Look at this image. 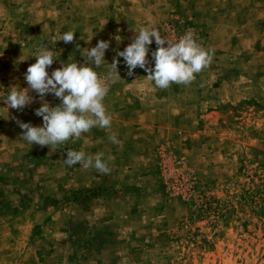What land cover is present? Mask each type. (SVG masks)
I'll return each mask as SVG.
<instances>
[{"label": "rangeland", "instance_id": "obj_1", "mask_svg": "<svg viewBox=\"0 0 264 264\" xmlns=\"http://www.w3.org/2000/svg\"><path fill=\"white\" fill-rule=\"evenodd\" d=\"M9 1L12 16L43 13L44 32L56 16L76 46L156 26L173 40L192 30L214 55L190 85L171 84L152 156L133 144L123 160L136 164L109 174L64 163L87 147L30 145L0 116V264H264V0Z\"/></svg>", "mask_w": 264, "mask_h": 264}, {"label": "clouds", "instance_id": "obj_2", "mask_svg": "<svg viewBox=\"0 0 264 264\" xmlns=\"http://www.w3.org/2000/svg\"><path fill=\"white\" fill-rule=\"evenodd\" d=\"M134 31L137 35L123 51L117 52V57H123L128 76H132L137 67L144 69L147 72L146 79L154 82V86L161 90L168 89L173 83L190 85L196 79V74L212 62L214 50L204 48L192 30L176 40L162 36L156 26L140 27L138 31ZM74 34V31L65 32L53 43H71L74 41ZM153 38L157 45L156 50L151 52L154 67L147 59ZM115 39L119 42L121 37L116 36ZM109 46V41L105 40L98 41L90 49L80 48L78 45L77 50L84 63H62V67L53 70L51 75L47 69L56 59L55 52L47 46L38 50L35 54L36 62L27 68L24 77L28 88L13 86L4 99L7 110L11 108L23 111L33 102L29 95L30 90L35 91L40 98L41 107L35 110V114L43 118V126H33L17 120L23 130L22 140L30 145L48 146L55 151L59 145L79 139L93 128L111 127L113 117L107 111L104 100L109 92L110 82L121 79L118 71L119 60L114 57L113 62L108 63L106 74L96 71L104 66L105 52ZM47 94H53L61 103L51 106L45 99ZM108 140L113 144L120 142L115 133L109 135ZM102 157L103 153H97L93 157L86 156L84 151L69 149L64 163L69 167L79 164L84 169L94 168L102 174H109L111 168Z\"/></svg>", "mask_w": 264, "mask_h": 264}, {"label": "crops", "instance_id": "obj_3", "mask_svg": "<svg viewBox=\"0 0 264 264\" xmlns=\"http://www.w3.org/2000/svg\"><path fill=\"white\" fill-rule=\"evenodd\" d=\"M1 5L3 8L0 11V35L8 36L9 41L0 47L4 54L3 61L0 60V81L5 84L7 92L13 86L27 89L28 84L24 77L27 68L36 62L35 54L42 46H45L41 41L49 38L52 33L58 37L63 33L61 34L59 33L60 30L54 29L52 22L56 16H53V14L47 19L48 22H51V30L44 32V28L42 29V27L48 28L49 24L45 23L47 26L44 23L42 24L45 20L43 13L35 11V13L31 12L26 17H23L24 15L16 17L12 16L10 13L11 9L7 6L10 5L9 0H0ZM25 19L35 22L34 29L27 23H19L16 26L13 24L16 21H25ZM77 40L81 44H85V41ZM100 40L109 41L110 46L105 52L104 66L97 70L106 74L108 63L111 64L114 57L119 60L118 71L121 79L110 82V95L104 100L107 111L113 117L112 125L108 129L93 128L79 139L69 140L67 143L68 146H72L71 148L82 145L87 147L86 156L91 155L94 157L97 153H103L102 159L108 161L109 165L136 164L134 162H125L123 160V153L127 148L133 149L134 144L136 147H139L141 158L146 159L148 156H152L156 143L161 138L159 134L163 133L166 129L161 122H157L156 118L172 116L170 106L166 105L170 87L163 90L162 93L156 94L154 82L148 81L146 79L147 72L139 67L133 70L134 74L132 76L127 75V66L124 63L123 57H117V52L123 51L132 42V38L129 40L122 38L117 42L115 38L109 40L106 37H100L95 38L93 41L90 39L91 42L89 44L79 47L90 49L91 47H95ZM59 43L61 45L48 47L55 52L56 58L51 67L47 69L49 75H51L53 70L61 68L62 63H84L83 57L77 50L75 41L67 44L63 41ZM69 56L70 59H68ZM147 59L150 61L151 66L154 67V60L151 57L150 51ZM29 95L33 98V102L26 106L23 111L11 108L7 110V105L4 104L0 109V116H4L5 119L12 118V120L18 118L19 121L31 123L33 126H43V118L35 114V110L41 107L40 98L33 90L29 91ZM45 99L51 106L61 103L53 94H47ZM15 123L17 122L15 121ZM16 127H18L19 133L23 132L19 126ZM113 133L117 135V139L120 141L119 144H113L108 140V136Z\"/></svg>", "mask_w": 264, "mask_h": 264}, {"label": "built area", "instance_id": "obj_4", "mask_svg": "<svg viewBox=\"0 0 264 264\" xmlns=\"http://www.w3.org/2000/svg\"><path fill=\"white\" fill-rule=\"evenodd\" d=\"M5 88L4 86L0 83V102L3 100V98L5 97Z\"/></svg>", "mask_w": 264, "mask_h": 264}, {"label": "trees", "instance_id": "obj_5", "mask_svg": "<svg viewBox=\"0 0 264 264\" xmlns=\"http://www.w3.org/2000/svg\"><path fill=\"white\" fill-rule=\"evenodd\" d=\"M97 195H98V193L96 191H90L87 193L86 196H97Z\"/></svg>", "mask_w": 264, "mask_h": 264}]
</instances>
